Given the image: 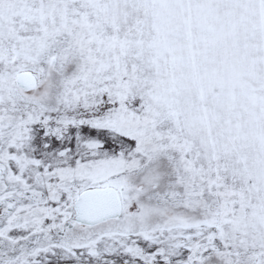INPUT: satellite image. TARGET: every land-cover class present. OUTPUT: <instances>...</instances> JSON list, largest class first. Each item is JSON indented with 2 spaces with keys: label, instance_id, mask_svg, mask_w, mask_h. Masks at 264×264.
<instances>
[{
  "label": "snow or ice",
  "instance_id": "snow-or-ice-1",
  "mask_svg": "<svg viewBox=\"0 0 264 264\" xmlns=\"http://www.w3.org/2000/svg\"><path fill=\"white\" fill-rule=\"evenodd\" d=\"M0 264H264V0H0Z\"/></svg>",
  "mask_w": 264,
  "mask_h": 264
}]
</instances>
